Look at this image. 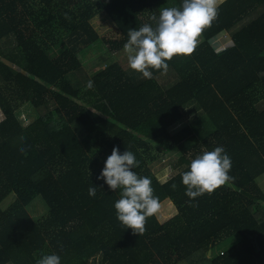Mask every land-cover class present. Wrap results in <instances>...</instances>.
I'll list each match as a JSON object with an SVG mask.
<instances>
[{
  "label": "trees",
  "instance_id": "1",
  "mask_svg": "<svg viewBox=\"0 0 264 264\" xmlns=\"http://www.w3.org/2000/svg\"><path fill=\"white\" fill-rule=\"evenodd\" d=\"M181 4L0 0V41L15 38L4 54L20 69L0 58V204L15 198L0 208V264H36L42 253L59 254L61 264H264V0H223L194 53L166 61L178 78L167 89L156 81L162 70L139 79L121 62L98 71L92 89L68 78L82 68L80 42L124 51L129 29ZM99 12L118 39L95 30ZM228 34L231 44L216 49L212 42ZM190 104L202 112L199 123L172 132ZM114 146L134 152V171L151 178L159 197L142 235L116 218L120 190L97 179ZM217 146L235 179L190 206L181 173ZM173 151L175 174L161 183L150 165ZM37 197L49 209L39 220L28 210Z\"/></svg>",
  "mask_w": 264,
  "mask_h": 264
},
{
  "label": "clouds",
  "instance_id": "2",
  "mask_svg": "<svg viewBox=\"0 0 264 264\" xmlns=\"http://www.w3.org/2000/svg\"><path fill=\"white\" fill-rule=\"evenodd\" d=\"M222 2L182 0L179 7H164L159 16L151 15L152 23H145L138 30L129 29L128 40L123 45L129 67L146 79L154 78L152 69L167 73L169 63L166 61H171L174 56L194 53L198 37L218 18ZM93 87L94 82L89 80L86 88ZM19 139V152L26 156L30 146L24 144L25 137ZM139 164L134 152L126 149L121 153L114 146L97 179L104 180L111 191L120 190V198L114 204L116 218L125 228H131L133 234L142 235L146 231L147 218L158 212L160 201L154 194L151 178L134 171ZM232 166L231 157L223 146L197 155L190 162V170L181 173L189 205L196 206L192 204L194 199L205 193L212 194L217 188L234 181L235 177L229 174ZM172 188L175 189L176 185L173 184ZM88 192L95 197L96 187H90ZM36 264H61V257L57 253H42Z\"/></svg>",
  "mask_w": 264,
  "mask_h": 264
},
{
  "label": "rangeland",
  "instance_id": "3",
  "mask_svg": "<svg viewBox=\"0 0 264 264\" xmlns=\"http://www.w3.org/2000/svg\"><path fill=\"white\" fill-rule=\"evenodd\" d=\"M95 30L99 33L102 38L106 40H115L119 38V33L116 30L115 26L112 24L108 16L104 12H99L95 18L91 21ZM231 34L222 35L212 42L216 49L221 50L228 47L231 44L230 37ZM16 45L14 37L4 38L0 41V58L3 62L11 65L14 69L20 70L14 64L8 60V56L4 53L7 48ZM78 48L80 49L79 55L82 60V68L77 71L69 74L68 78H71L72 83L77 88H85L87 82L100 70L104 69L112 62H121L123 68L132 75H136L139 79H143L142 74L132 70L127 62L126 54L124 51L112 52L109 50L108 46H91L84 42H80ZM53 54H57V51H52ZM178 80L175 72L171 69L167 73H162L156 77V81L160 83L163 89H167L172 86ZM52 107V104H51ZM47 108H42L41 112H47ZM25 110L22 111L20 117H24ZM183 116L170 127L172 132H176L183 128L188 123L198 122L202 116V112L196 108V106L190 104L182 109ZM27 115V114H26ZM30 118V117H29ZM27 118L26 123L30 121ZM199 123V122H198ZM179 155L173 151V153H168L166 155H161V158L156 160L153 164L150 165L152 173L161 183H165L169 180L174 174L173 164L177 161ZM264 180V177L262 178ZM10 198V197H9ZM12 203V199H5L1 204L0 208L4 209ZM28 210L31 216L35 220L41 219L45 216L49 209L41 197H37L32 204L28 207ZM93 264H99L98 259H92Z\"/></svg>",
  "mask_w": 264,
  "mask_h": 264
},
{
  "label": "crops",
  "instance_id": "4",
  "mask_svg": "<svg viewBox=\"0 0 264 264\" xmlns=\"http://www.w3.org/2000/svg\"><path fill=\"white\" fill-rule=\"evenodd\" d=\"M10 197V198H9ZM7 199H12V202L14 201V196L13 195H11V196H9ZM6 208H7V206H6ZM6 208H4V209H6ZM4 209H2V210H4Z\"/></svg>",
  "mask_w": 264,
  "mask_h": 264
}]
</instances>
